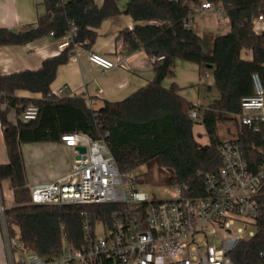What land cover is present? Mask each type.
<instances>
[{
  "label": "trees",
  "instance_id": "trees-1",
  "mask_svg": "<svg viewBox=\"0 0 264 264\" xmlns=\"http://www.w3.org/2000/svg\"><path fill=\"white\" fill-rule=\"evenodd\" d=\"M204 2L220 5L230 25L227 34L214 39L211 49L205 46V38L186 27ZM44 6L45 15L23 31L0 28V46L27 45L49 35L60 39L73 23L78 28L75 42L89 50L103 21L122 13L117 0H105L101 6L95 0H44ZM124 13L135 26L122 30V51L132 54L143 49L151 57L164 59L155 68V78L122 101L94 109L83 96L53 93L58 68L69 62L77 48L73 44L46 59L37 70L0 74V94L5 93L11 105L33 104L39 109L35 120L16 126L7 122L6 113L2 115L8 162L0 164V181H9L14 190V205L7 211L8 229L25 249L48 261L61 255L64 235L72 247L85 246L86 224L109 223L119 205H32L24 144L60 143L64 134H87L104 140L122 172L146 165L152 179L151 170L156 167L160 183L187 185L201 194L205 185L199 173L216 174L222 165L218 115H239L242 98L253 93L252 75L258 72L264 77V34L254 29V19L264 13V0H129ZM245 51L252 52V59L243 57ZM177 60L214 67L218 97L206 108L182 96L176 82L164 86V81L174 76ZM19 92L39 97H19ZM192 110L202 113L200 121L191 118ZM199 123L209 137L205 146L194 137V126ZM237 140L256 171L263 161L259 149L264 133L257 135L242 128ZM259 203L262 214L255 235L235 248L232 257L236 264H264V184ZM102 264L114 263L103 260Z\"/></svg>",
  "mask_w": 264,
  "mask_h": 264
},
{
  "label": "built area",
  "instance_id": "built-area-1",
  "mask_svg": "<svg viewBox=\"0 0 264 264\" xmlns=\"http://www.w3.org/2000/svg\"><path fill=\"white\" fill-rule=\"evenodd\" d=\"M199 10L211 12L219 20H228L223 9L204 2ZM198 11V8L195 12ZM191 19L186 27L191 28ZM255 21H264V13ZM78 28L58 39L59 47H77L72 59L88 53L91 63L111 70H128L127 54L122 51V40L112 57L88 52L75 42ZM161 61L164 56L155 57ZM208 79L209 75H204ZM253 93L241 100V126L253 134L264 133V77L256 72L251 77ZM89 105L92 106L90 100ZM18 109L21 110L18 113ZM37 106L11 105L5 93L0 94V131L4 132L2 115L7 122L18 125L35 120ZM202 113L192 110L190 116L201 120ZM235 139L223 141L218 147L222 165L216 174L199 173L205 190L197 194L187 185L171 186L177 199L158 201L139 189L134 172H122L104 140L87 134H64L61 142L73 148L75 161L71 171L51 182L28 183L32 205H94L116 204L119 208L111 221L88 222L85 227L87 244L74 248L66 235L63 237L61 264H236L232 254L237 245L255 235L256 223L261 217L259 194L264 184V144L259 152L263 161L253 171L245 158L241 144ZM86 147L81 154L77 147ZM85 158V159H84ZM14 191V190H13ZM6 195L0 181V242L2 264H53L36 252L25 249L12 236L7 225ZM251 227L247 233L243 228ZM98 226L103 228L100 233ZM264 257V254H263Z\"/></svg>",
  "mask_w": 264,
  "mask_h": 264
},
{
  "label": "crops",
  "instance_id": "crops-1",
  "mask_svg": "<svg viewBox=\"0 0 264 264\" xmlns=\"http://www.w3.org/2000/svg\"><path fill=\"white\" fill-rule=\"evenodd\" d=\"M104 1L95 0L100 6ZM128 2L129 0H117L122 13L117 17L103 21L98 29L96 42L88 52L112 57L113 52L118 47V42L121 40L119 37L122 30L126 28L131 30L135 26L132 18L124 13ZM218 7L221 8L220 5ZM45 13L44 0H0V28H7L14 32L23 31L29 26L35 25ZM191 25L195 33L207 39L209 44H212L216 37L225 35L230 31L228 20L221 21L211 12H204L199 8L192 16ZM63 50L59 47L58 39L53 35L43 37L27 45L0 46V74L9 75L25 70H37L46 59L57 56ZM247 52L249 51L243 53L245 59L247 58L244 54ZM127 59L128 70L120 68L103 70L90 62L87 52L82 53L77 60H73L71 57L67 64L58 68L56 79L51 86L52 91L59 97L83 96L93 102L92 107L94 109H100L106 102L122 101L151 82L155 78V68L160 63L143 49L127 54ZM250 59L252 57L248 60ZM208 67L214 69L213 66ZM179 68L184 70L183 75H180ZM201 68L200 66L198 69ZM174 70L175 74L172 81L170 80V84L176 82L181 87L182 96H184V88L191 87L190 85L198 79L201 82L197 68L181 64L180 60L176 61ZM178 74L180 80H178ZM210 87L208 91H211L212 86ZM17 96L39 97L28 92H19ZM192 102L202 109L208 106H201L198 102ZM193 133L200 146L209 144L205 127L202 135L196 134L195 126ZM0 134L4 141L3 132L0 131ZM22 151L28 183L55 181L67 175L75 161L73 148L62 142L24 144Z\"/></svg>",
  "mask_w": 264,
  "mask_h": 264
},
{
  "label": "rangeland",
  "instance_id": "rangeland-1",
  "mask_svg": "<svg viewBox=\"0 0 264 264\" xmlns=\"http://www.w3.org/2000/svg\"><path fill=\"white\" fill-rule=\"evenodd\" d=\"M254 29L257 33L264 34V21H255L254 22ZM207 40V39H206ZM211 45L209 44L208 40L205 43V46L208 49H211ZM244 56L249 59L252 57V52L249 51L247 54L245 53ZM181 64H185L186 66H193V68H197L198 75L200 74L201 82L199 79L195 82H193L188 88H184L183 95L187 97L190 101L198 102L201 106H207L209 102L215 98L218 97V92L213 84V74L214 69L209 68L207 65L201 66V69H198L200 66L194 63H189L180 60ZM180 69V75L184 73V70ZM183 70V71H182ZM182 71V72H181ZM209 74V79H205L204 75ZM199 77V76H198ZM170 80L172 81V77H168L164 81V86L169 87ZM178 80H180L179 74H178ZM208 85L212 86L211 91H208ZM218 132L220 135L221 140L228 141L237 138L240 130L242 129L240 118L238 116H234L232 114L223 113L218 115ZM195 132L196 134H203L204 133V126L202 124H196L195 125ZM199 136V135H198ZM200 137V136H199ZM201 138V137H200ZM7 153L5 151V144L3 141V138L0 134V164H4L7 162ZM148 167L146 165H143L139 167L137 170H135V174L138 177V185L139 189L144 190L148 193L150 198H154L158 201H169L177 199V194L171 186L162 184L158 181V170L156 167L151 170L153 178L150 179L148 173ZM2 188L6 195H8L6 199V204L9 207H12L14 205L13 200V188L9 181H3L2 182ZM243 228L245 232L247 233L251 227L245 228L241 224L235 225L234 231L237 230V228ZM97 231L100 233L103 231V228L98 226ZM61 256H56L52 258L53 264H61ZM3 256H2V247L0 242V264H2Z\"/></svg>",
  "mask_w": 264,
  "mask_h": 264
},
{
  "label": "water",
  "instance_id": "water-1",
  "mask_svg": "<svg viewBox=\"0 0 264 264\" xmlns=\"http://www.w3.org/2000/svg\"><path fill=\"white\" fill-rule=\"evenodd\" d=\"M77 150H78L79 153H81V154L86 153V147H84V146L77 147ZM84 159H85V158H84Z\"/></svg>",
  "mask_w": 264,
  "mask_h": 264
}]
</instances>
